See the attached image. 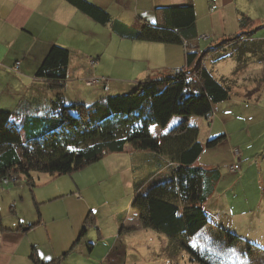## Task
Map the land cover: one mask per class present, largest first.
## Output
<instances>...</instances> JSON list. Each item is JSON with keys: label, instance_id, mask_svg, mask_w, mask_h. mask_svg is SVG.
<instances>
[{"label": "trees", "instance_id": "obj_1", "mask_svg": "<svg viewBox=\"0 0 264 264\" xmlns=\"http://www.w3.org/2000/svg\"><path fill=\"white\" fill-rule=\"evenodd\" d=\"M65 1L99 24L109 25L120 36L184 45L187 67L145 79L131 92L109 94L91 105H66L61 90L73 53L67 47L53 44L36 71L38 78L46 79L59 91L51 113L27 116L19 123L13 121L11 112L0 110V186L7 176L18 174L31 179V171L38 166L63 164L70 152L81 156L86 164L108 152H122L130 144L137 150L163 157L174 167L171 177L153 181L144 190L139 189L141 182L135 185L137 193L131 206L138 213L142 227L167 236L172 241V251L183 249L198 264H264L263 247L211 222L203 206L221 172L217 168L197 166L195 162L205 146L216 145L222 137L213 138L204 145L199 139L200 129L190 124L188 118L212 116L214 106L227 100L230 91L204 65L209 50L201 52L188 43L185 31L195 25L194 6L162 8L171 10L163 23L146 24L135 31L114 20L107 10L90 0ZM251 20L249 16H241L244 26H249ZM248 34H237L236 41L242 42L234 43L241 49V56L257 53L253 51L257 46L254 42L242 39ZM175 116L186 119L165 135L153 134L154 125L164 128Z\"/></svg>", "mask_w": 264, "mask_h": 264}, {"label": "crops", "instance_id": "obj_2", "mask_svg": "<svg viewBox=\"0 0 264 264\" xmlns=\"http://www.w3.org/2000/svg\"><path fill=\"white\" fill-rule=\"evenodd\" d=\"M254 1L92 0L107 10L114 20L126 24L135 31L141 30L146 24L159 25L163 23L166 14L171 10L162 8H179L191 4L195 8L196 22L192 29L185 31V34L188 37L189 45L201 52H203L202 45H207L212 40L215 42L237 34L249 33L242 39L257 45L256 48H253V51L258 53H256L257 55L254 52L255 55L246 53L241 56V49L239 50L234 44L226 51L212 55L218 57L216 60H222L226 57L234 59L237 62V68H243L247 64L253 63L255 78L250 79L252 80L250 84L242 86V95L245 98V108L243 109L245 112L246 109L250 108L252 114L260 115L263 118L264 126V54L262 56L264 53V0L260 2L263 3L262 6L256 10L253 9V5L259 3ZM79 12L91 18L65 0H0V69L8 67L6 76L10 84L9 87H1L0 110L11 112L13 121L21 123L27 116H46L51 113L53 101L59 91L52 88L46 79L38 78L36 71L53 44L67 47L72 53L73 49H76V46L66 44L64 40L72 43L73 40L71 39L76 37V34L82 29L74 23L75 18L80 16ZM129 15L132 19L130 23L125 19ZM242 15L251 17L252 22L249 26L242 25ZM91 19L95 21L93 18ZM136 41L143 43L148 57L144 60V66L139 67V71L135 75L136 82L131 89L145 79L165 76L187 67V49L184 45ZM235 42L242 41L237 40ZM252 55L253 57L249 58ZM73 56L74 54L71 56L68 77L61 90L64 104L84 103L91 105L109 95L97 89L98 94L86 100L87 98L82 93H77L75 97L66 93L68 86L75 82L76 78L89 76L86 71L87 68L72 63ZM213 56H206L203 62L212 71L214 77L219 80L212 66L211 57ZM17 61H20L21 75L10 77L9 69L14 72V65ZM170 70L173 72L168 73L167 71ZM2 74L0 72L1 78ZM17 78L20 80L16 83L18 88H14L12 83ZM230 86L232 85L227 86L230 91L229 98L214 106V115L199 116L198 122H196L197 120L193 122L190 117L188 118L190 124L200 129V133L202 126H205L203 121L213 122L217 110H220L218 106L230 101L232 93ZM10 87H12L11 90ZM104 89L107 91V86ZM16 93L20 97L18 98L16 95V99H13L12 95ZM243 117L245 118V113ZM185 119L186 117L181 116L173 117L169 124L161 128L155 136L167 134L174 125ZM155 127L157 125L152 128ZM214 127L213 124L204 139L199 134V139L204 145L213 138L225 137L223 134L220 135V130H215ZM208 150L209 148H204L201 155ZM138 152L141 151L138 150ZM145 152L152 158V161L149 160L148 162L152 164L153 170L148 178L134 183L136 185L141 182L142 185L139 189L142 190L146 189L153 181L171 177L174 170V167L168 165L163 157L153 152ZM201 155L195 165L206 168L203 164H199ZM260 155L263 159L264 152ZM261 161L259 170L264 165V159ZM206 169L210 168L207 167ZM231 174L235 173L231 172ZM262 176H264L263 168ZM240 177H235L227 186L234 189ZM226 178L221 172L212 194L203 206L211 222L239 233L236 227L240 225L238 216H242V213L235 214V211L229 208L226 194L230 190L227 191L225 187L224 180ZM222 181L223 185H220ZM136 193L135 189L134 197ZM31 213L33 212L31 211ZM133 216L134 222L122 227L123 229L127 227L130 230L128 236L120 234L117 238L113 235L106 237L102 236L100 229H98V238L95 240L92 237L97 236V231L96 233L88 232L86 219H90V215L89 212L83 210H80L78 214H73L75 221L72 224H62L56 215L49 219L48 216L42 215L39 209L38 213L31 215L16 214L14 219L4 222L0 220V264H37V261L46 264L55 260H59L58 264H99V260L109 261L110 264H179L177 262L179 255L183 257L186 264L194 262L191 261L188 253L179 250L172 252V241L167 236L161 233L158 234V238L154 235L155 233H152L151 236L149 231L152 229L141 226L137 212L134 211ZM126 220L128 221V219ZM84 227L85 230L83 231ZM141 231L148 235H141ZM95 252L98 254L93 256ZM33 256H35V260Z\"/></svg>", "mask_w": 264, "mask_h": 264}, {"label": "rangeland", "instance_id": "obj_3", "mask_svg": "<svg viewBox=\"0 0 264 264\" xmlns=\"http://www.w3.org/2000/svg\"><path fill=\"white\" fill-rule=\"evenodd\" d=\"M262 1L255 0L254 2L259 4L253 5V9L262 6L263 3H260ZM79 15L74 23L82 29L71 39L72 43L63 40L66 44L76 46V49H73L72 63L87 68L89 76L76 75L79 79L76 78L77 80L75 79V82L68 86L66 93L71 94L72 97L82 93L86 100H89L98 94L97 89L111 95L131 92V87L136 82L135 75L139 67L144 66V60L148 57L143 43L120 36L113 32L109 25H101L80 12ZM130 16L125 18L128 23L132 20ZM236 37L237 35H234L215 42L212 40L207 45L203 44L202 51L212 42L205 57L226 51L235 43ZM216 58L218 57H211L215 75L223 84L232 85L231 99L218 106L220 110H217L213 122L203 121L205 126H202L200 136L204 139L214 124V129L220 130V135L223 134L225 137L223 136L224 138H221L222 140L216 145L207 147L209 150L201 155L199 164L210 169L217 168L224 177H227L224 184L227 191L230 190L226 194L229 208L234 210L235 214L242 213V216H238L240 225L236 227L239 232L237 234L264 248V176H262L264 165L259 170V163L264 159L260 155L264 152L263 118L252 114L250 108L244 112L245 98L242 95V86L250 84L255 78L254 65L252 67L253 63H249L243 68H237L234 59L226 57L216 60ZM93 60L95 63L92 64ZM14 70L13 72L9 69L10 77L21 75L20 68L14 67ZM0 72L3 73L2 78L0 77L1 91V87L10 85L6 76L8 67L1 68ZM93 77L104 80L102 83L88 85L86 81ZM19 81L18 78L13 81L14 88H18L16 83ZM106 86L107 91L104 89ZM9 89L11 90L12 87ZM16 95L17 93L13 94L12 98L16 99ZM17 97L19 98L20 95ZM190 118L194 122L199 116ZM161 128L160 126L152 128L153 134L157 135ZM236 149L240 153L239 161L234 158ZM149 160L152 161V158L146 152H138L132 145L127 144L122 152H108L86 164H83L81 156L70 152L63 164L54 167H36L31 171L32 179L13 174L18 177L17 180L0 186V220L4 222L14 219L16 214L31 215L38 213L39 209L41 214L48 216L49 219L56 215L62 224H72L75 221L73 214L83 210L90 215V219H86L88 232L97 231V236L92 237L95 240L98 238V229L102 236L106 237L113 235L117 238L120 234L128 236L130 230L122 227L134 222L135 210L131 208L134 183L150 176L153 166L148 162ZM234 164H238V169L232 171L231 166ZM235 177H240L236 187L229 188L227 185H230V181ZM220 185H223V181ZM149 232L151 236L155 233L157 238L160 234L153 229ZM142 234L148 235L141 231ZM179 251L187 253L183 249ZM97 254L95 252L93 256ZM177 262L186 264L181 255L178 256ZM99 264H110V262L99 260Z\"/></svg>", "mask_w": 264, "mask_h": 264}, {"label": "built area", "instance_id": "obj_4", "mask_svg": "<svg viewBox=\"0 0 264 264\" xmlns=\"http://www.w3.org/2000/svg\"><path fill=\"white\" fill-rule=\"evenodd\" d=\"M204 38H206V36H203ZM95 63V61L93 60L92 61V64ZM20 68V61H18L15 65V69H19ZM192 77H194L195 75H191ZM102 80H104V78H96V77H93V78H90L86 81V83L88 85H95L97 83H101ZM211 115H214V113H212ZM238 149L234 150V156L236 159H238V161L240 160V153H238ZM238 169V164H234L231 166V170L235 171ZM18 177L16 175H12V176H7L5 178H3L2 180V183L3 184H9L12 180H16Z\"/></svg>", "mask_w": 264, "mask_h": 264}, {"label": "clouds", "instance_id": "obj_5", "mask_svg": "<svg viewBox=\"0 0 264 264\" xmlns=\"http://www.w3.org/2000/svg\"><path fill=\"white\" fill-rule=\"evenodd\" d=\"M102 83V82H101ZM3 184V183H2Z\"/></svg>", "mask_w": 264, "mask_h": 264}]
</instances>
